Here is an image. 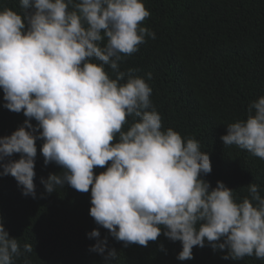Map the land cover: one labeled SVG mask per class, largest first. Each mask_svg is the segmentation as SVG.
Listing matches in <instances>:
<instances>
[{
  "label": "clouds",
  "instance_id": "clouds-1",
  "mask_svg": "<svg viewBox=\"0 0 264 264\" xmlns=\"http://www.w3.org/2000/svg\"><path fill=\"white\" fill-rule=\"evenodd\" d=\"M19 9L0 8V89L4 107L28 119L0 137V175L36 198L41 139L44 164L63 169L41 178L45 191L65 183L84 193L91 188L90 215L125 247H147L163 227L164 236L182 243L180 261L193 259V247L206 241L214 251L226 249L225 260H264L260 185L249 183L242 199L222 181L210 189L201 173H211V161L199 141L163 129L150 85L135 69L121 70L125 57L156 39L143 26L150 16L144 0H19ZM221 139L264 160V95L250 102L246 119L227 124ZM14 153L18 160L6 159ZM97 167L105 171L97 175ZM88 236L96 238L90 251L106 253L112 264L118 253L107 248V237L100 239L99 229ZM23 251L33 245L25 242ZM21 254L0 221V264Z\"/></svg>",
  "mask_w": 264,
  "mask_h": 264
},
{
  "label": "trees",
  "instance_id": "trees-1",
  "mask_svg": "<svg viewBox=\"0 0 264 264\" xmlns=\"http://www.w3.org/2000/svg\"><path fill=\"white\" fill-rule=\"evenodd\" d=\"M144 4L150 16L143 26L154 31L156 39L147 38L136 53L125 57L121 70L135 69L133 74L150 85L163 129L171 127L182 137L199 141L211 161V173H201L210 189L222 181L242 199L254 182L264 195V160L225 146L221 139L227 124L246 119L250 102L264 95V0H144ZM5 6L20 10L19 0H0V8ZM3 97L0 89V137L11 135L28 119L23 111L5 108ZM31 123L35 126L37 121ZM42 144L36 140V198L23 195L11 175H0V221L21 245L22 254L14 264H105L106 253L90 251L96 243L88 236L93 229H99L100 239L107 237L108 249H116L112 264H264L254 256L225 260L227 250L214 251L207 241L204 247H193V259L180 261L182 243L164 236L163 227L147 247H125L90 215L91 188L84 193L65 183L50 194L45 191L41 178L63 169L54 162L44 164ZM20 155L6 159L18 160ZM102 171L105 168L94 169L97 175ZM25 242L33 245L32 252L23 251Z\"/></svg>",
  "mask_w": 264,
  "mask_h": 264
}]
</instances>
